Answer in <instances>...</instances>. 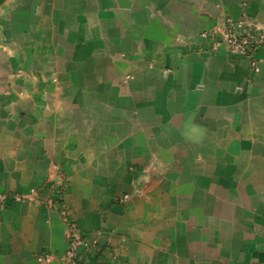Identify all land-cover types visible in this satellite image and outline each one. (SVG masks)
<instances>
[{
	"label": "crops",
	"instance_id": "obj_1",
	"mask_svg": "<svg viewBox=\"0 0 264 264\" xmlns=\"http://www.w3.org/2000/svg\"><path fill=\"white\" fill-rule=\"evenodd\" d=\"M264 0H0V264H264V49L211 53ZM62 186V187H61ZM125 198V199H123Z\"/></svg>",
	"mask_w": 264,
	"mask_h": 264
},
{
	"label": "built area",
	"instance_id": "obj_2",
	"mask_svg": "<svg viewBox=\"0 0 264 264\" xmlns=\"http://www.w3.org/2000/svg\"><path fill=\"white\" fill-rule=\"evenodd\" d=\"M200 37L207 41L209 52L213 54L224 52L247 58L249 70L253 74L259 72L256 54L264 49V26L244 19L234 22L225 17L217 27L203 32ZM35 194V191H30L29 195L25 196L0 190V208L33 201ZM50 207L58 213L65 230L67 248L62 258L63 264H87L88 255L95 249L96 241L89 239L69 220L61 199L51 202ZM51 259V255H43L38 261L39 264H48Z\"/></svg>",
	"mask_w": 264,
	"mask_h": 264
}]
</instances>
